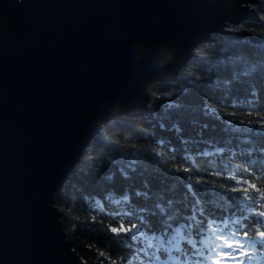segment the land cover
Masks as SVG:
<instances>
[{
  "label": "water",
  "instance_id": "95a60500",
  "mask_svg": "<svg viewBox=\"0 0 264 264\" xmlns=\"http://www.w3.org/2000/svg\"><path fill=\"white\" fill-rule=\"evenodd\" d=\"M258 3L0 0V264H86L55 201L86 148L116 117L147 115L149 89L198 47L260 22Z\"/></svg>",
  "mask_w": 264,
  "mask_h": 264
},
{
  "label": "trees",
  "instance_id": "16d2710c",
  "mask_svg": "<svg viewBox=\"0 0 264 264\" xmlns=\"http://www.w3.org/2000/svg\"><path fill=\"white\" fill-rule=\"evenodd\" d=\"M258 2L253 7L260 17V22L245 21L239 25H230L228 31L232 34L215 35L214 43H206L198 47L194 51V57L180 71L176 82L152 85L149 89L151 98L147 115L138 118L116 117L102 128L101 133L86 148L75 173L62 186L55 198L67 239L86 264H184L175 251L172 252L173 259H169L167 252L157 251L160 242L163 241L164 247L171 249L179 241L181 250H187L192 241L197 242L205 250L223 243V240H218L206 232L198 233L195 226L189 234L187 218L192 215L194 203L191 195L185 198L189 176L194 186L193 190L205 207L206 217L210 214L214 217L223 216L226 219L231 217L229 209L223 207L225 201H222L216 193L224 191L220 187L221 183L235 184V181H225L223 178L208 175L214 170L225 168V165L231 163V169L225 168L226 174L234 172L238 179L243 178L264 189V176L246 168L243 158H232L227 154L223 158L196 155L199 150L205 148L204 144H190L188 148L193 155L189 162L185 163L183 145L180 141V136L199 139L200 125L204 123L209 125V128L203 132L205 140H212L219 146H224L232 137V133L223 131L225 125L203 116L201 110L205 102L210 107H216L225 119L229 118L228 113H234L232 117L234 123L239 125L240 120L245 121L244 125H239L241 127L248 126L249 121L254 127L258 126L257 122L264 119V73L252 74L242 82L234 81L228 90L217 89L214 85L209 86L217 77L221 80L231 79L234 68L217 65L224 49H227L229 56L241 58L249 64L264 65V42L255 43L249 37H237L234 34V32L246 31L254 37L264 39V0ZM209 68L211 71L208 70ZM197 77V84L187 83L189 79ZM253 88L257 103L249 108L246 101L252 99ZM234 100L236 103H233ZM166 103L181 106L169 112L168 119L164 121L168 127L173 123L178 124L182 130L179 135L175 131L161 130L158 126L159 121L153 118V113L156 116L164 115ZM159 139L171 142L176 149L175 159L167 152V144L157 145ZM232 143H235L234 139ZM135 152L148 155L144 164L138 166L136 172H130L126 178L120 169L133 158ZM152 152H158L160 156H153ZM184 167L198 171L185 173ZM177 169L178 171H172L171 175L168 174L170 170ZM201 176L206 182L197 184L196 181ZM214 180L219 182L213 184ZM145 181L149 186L147 200L143 196L135 195L137 190L141 192L146 190ZM249 191L257 195L254 190L249 189ZM110 193L116 199L128 194L135 207H147L152 211H156L157 203L167 208V201L173 202L165 215L159 212L156 215L145 214L149 227L142 229L141 237L138 239L141 240L147 255H137L133 259V254L140 245L125 243L123 237L118 238L111 232L110 229L119 227L121 222L128 227L129 221L113 219L115 213L111 209L116 206L105 199ZM226 195L230 198L241 195V192L228 191ZM93 199L104 201L106 211L100 212L92 204ZM169 216L172 217L171 220L168 219ZM131 222L138 223L136 220ZM170 240L172 244L168 243ZM149 242L152 245L150 249L147 248ZM153 252L160 256L159 261L149 260ZM220 259L223 264H228L224 258ZM212 262V255L205 251L203 264H212ZM187 264H191V261ZM251 264H264V256L254 259Z\"/></svg>",
  "mask_w": 264,
  "mask_h": 264
},
{
  "label": "snow or ice",
  "instance_id": "6c2138e0",
  "mask_svg": "<svg viewBox=\"0 0 264 264\" xmlns=\"http://www.w3.org/2000/svg\"><path fill=\"white\" fill-rule=\"evenodd\" d=\"M217 65L223 66L224 68L233 67L231 79L221 80L219 77L212 80L209 86L214 85L217 89L228 90L231 88L234 81H243L245 78L251 76L255 73H264V65L249 64L241 58H236L227 55V49L223 50L222 58L217 61ZM211 71V69H208ZM189 85H195L198 83V77L192 78L187 81ZM201 86H203L201 84ZM252 99L246 101L249 108L256 101V92L253 88L251 92ZM233 103H236L234 100ZM181 106L178 104L166 103L164 105V115L156 116L153 113V118L159 121L158 126L161 130L175 131L178 135L182 131L178 124L173 123L170 127L165 124V120L168 119V113L179 109ZM202 114L206 118H211L213 120L219 121L225 125L223 131L226 133H232V137L229 139L228 143L224 146H219L218 143L212 140H205L203 138V132L209 128L207 123L200 125V132L198 133L199 139H190L180 136L181 144L183 145L184 156L183 160L188 163L192 158V153L189 151L188 146L190 144H204L205 148L199 150L196 155L201 157H216L219 156L223 158L225 154L232 158H243V163L246 168L253 169L257 171L261 176H264V119L257 122L258 126H253L252 122H248V126L241 127L239 125H244L245 121L240 120L239 125L234 123L232 117L234 113H228L227 119L221 116L216 107H210L207 102L202 107ZM215 128V125H213ZM235 143H232V140ZM168 145L167 152L173 156L175 159L176 149L171 145L170 141L165 139H159L157 141L158 146ZM147 153L142 154L140 152L133 153V158L127 161V164L120 169L122 175L126 178L129 176L130 172H136L138 166L144 164L147 158ZM153 156H160L158 152H152ZM225 168L231 169V163L225 165ZM225 168L219 170H214L208 175L215 176L217 178H223L225 181H235V184L231 183H221L220 187L224 191L216 193V195L225 201L223 207H227L231 212V217L224 218L214 217L210 214L209 217L205 216V207L202 206L197 193L193 190V184L189 176V182L186 185L187 192L185 193V198L191 195L194 199L192 205V215L187 218L188 224L187 229L189 234H191L192 227L197 228L198 233L206 232L208 235L216 237L218 240H223V243L216 245L213 248L205 250L202 246H199L197 242L192 241L189 243V248L187 250H181L179 247V241L171 249L164 247V242L161 241L157 251L163 250L168 253L169 259H173L172 252L175 251L183 260L184 264L191 261V264H203V258L205 257V251L210 253L213 257L212 264H223L224 260H232L235 264H251L254 259H258L260 256H264V189L257 187L255 183H249L248 180L243 178L238 179L237 174L234 172L232 174H226ZM170 170L169 175L172 174ZM183 171L185 173H192L193 171H198L190 167H184ZM206 182L205 178L201 176L196 183ZM219 182V180H214L213 184ZM247 185V186H245ZM148 183L145 181L144 188L145 191H136L135 195L137 197L143 196L145 200L149 199ZM249 189L254 190L253 195ZM240 191L241 195L227 197L226 193ZM258 197V198H257ZM106 200L113 203L116 207L111 209L115 213L113 219L120 218L121 221H129V226L125 227L124 223L121 222L119 227H112L110 230L112 233L116 234L117 237H123L125 243L131 242L133 245H140L136 248L133 254V259L137 255H147L146 249L143 247L142 242L139 237H141L142 229L149 227L146 220V215H156L159 212L161 215L167 214L168 210L172 207V201H167V208L161 203L155 205L156 211H152L147 207L137 208L131 203L130 195L125 194L123 198L116 199L110 193L105 197ZM163 200V197H161ZM238 202V203H237ZM92 204L100 211H106L104 207V201L92 200ZM169 220L172 219L171 216L168 217ZM136 220L138 223H132L131 221ZM254 225V227H250ZM170 227V225H169ZM179 235V233H177ZM182 238V237H181ZM175 239V237L173 238ZM172 244V241H168ZM152 247L149 242L147 248ZM255 253V255H254ZM155 259L160 260V256L156 255V252L152 253L149 260Z\"/></svg>",
  "mask_w": 264,
  "mask_h": 264
},
{
  "label": "rangeland",
  "instance_id": "374dc122",
  "mask_svg": "<svg viewBox=\"0 0 264 264\" xmlns=\"http://www.w3.org/2000/svg\"><path fill=\"white\" fill-rule=\"evenodd\" d=\"M228 30H230V28H228ZM236 36H237V35H236ZM237 37H243V36H237ZM226 263H228V264H235V262L232 261V260H227Z\"/></svg>",
  "mask_w": 264,
  "mask_h": 264
},
{
  "label": "clouds",
  "instance_id": "9594fccd",
  "mask_svg": "<svg viewBox=\"0 0 264 264\" xmlns=\"http://www.w3.org/2000/svg\"><path fill=\"white\" fill-rule=\"evenodd\" d=\"M163 66V64L161 65V67Z\"/></svg>",
  "mask_w": 264,
  "mask_h": 264
}]
</instances>
